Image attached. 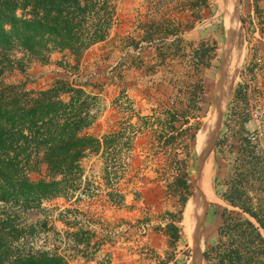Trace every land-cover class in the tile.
Instances as JSON below:
<instances>
[{"label": "rangeland", "instance_id": "374dc122", "mask_svg": "<svg viewBox=\"0 0 264 264\" xmlns=\"http://www.w3.org/2000/svg\"><path fill=\"white\" fill-rule=\"evenodd\" d=\"M232 1L235 36L221 84L223 113L205 164V192L210 190L212 196L205 199L202 254L217 240L222 208L237 210L218 192L225 190L226 179L234 173L240 124L247 140L264 155V0L258 2L260 21L252 0ZM229 7L223 0H206L196 18L191 10L197 9V0H119L117 24L105 40L84 52L75 71H68L59 53L46 63L30 60L23 65L16 62L20 54L11 55L13 64L1 73L6 83L37 90L60 77L75 78L87 91L98 93L102 103L97 120L86 131L97 137L118 134L109 156V176L104 173L103 155L89 154L82 160L75 191L43 201L39 211L22 214L23 224L37 225L28 237L35 249L63 255L69 264H193L188 215L184 224L188 200L179 223L182 239L172 241L164 226L177 212L172 181L192 147L197 156L189 172L192 189L197 178L201 129L210 116L230 39ZM183 11L192 17L170 27L174 34L165 35L161 28L168 24L160 19ZM150 32H155L151 41L146 39ZM202 40L211 49L199 98L193 94L198 76L192 61ZM169 110L176 115L174 128L163 120ZM44 169L33 172L32 178L43 175ZM261 186L256 183L261 188L257 201L264 208ZM78 230L82 241L76 244ZM203 260L206 264L204 256Z\"/></svg>", "mask_w": 264, "mask_h": 264}, {"label": "trees", "instance_id": "16d2710c", "mask_svg": "<svg viewBox=\"0 0 264 264\" xmlns=\"http://www.w3.org/2000/svg\"><path fill=\"white\" fill-rule=\"evenodd\" d=\"M118 1L0 0V264H69L63 255L30 244L28 237L37 225L23 224L22 214L39 211L43 201L75 191L82 160L89 154L103 155L104 173L109 176V156L118 136L111 132L97 137L86 131L97 120L102 103L98 93L87 91L77 79L60 77L36 90L6 83L1 73L13 64L12 54H20L16 62L23 65L30 60L46 63L59 53L68 71H75L84 52L105 40L117 24ZM252 2L260 21L259 0ZM205 3L197 0L196 18ZM167 24L165 35L174 34L169 28L175 25ZM154 33L146 39L151 41ZM210 49L202 40L194 51L192 68L198 81L193 94L198 93L199 98L202 73L210 65ZM175 119L174 113L166 111L165 123L174 128ZM236 134L234 173L218 194L237 210L222 208L217 240L203 252L206 264H264V208L257 201L261 188L256 187V183L264 185V155L244 136L243 124ZM196 160L192 147L172 181L178 207L164 229L174 242L182 239L179 223L192 191L189 172ZM42 166L44 174L32 178L33 172L41 173ZM78 234L79 230L74 233L76 244L82 241Z\"/></svg>", "mask_w": 264, "mask_h": 264}, {"label": "water", "instance_id": "95a60500", "mask_svg": "<svg viewBox=\"0 0 264 264\" xmlns=\"http://www.w3.org/2000/svg\"><path fill=\"white\" fill-rule=\"evenodd\" d=\"M229 8V15L232 21V26L228 31L230 37L224 56L222 58L221 66L218 70L217 81H216V93L214 98V103L210 111V116L206 123L202 126L201 133L204 135L200 151L198 153L199 162L197 168V178L195 180L194 188L188 197V202L191 203L190 216L193 220L195 238L194 244L192 246V263L193 264H204L203 254L201 251L202 236L205 227V220L207 215V205L205 201L204 193V176H205V164L207 160L208 153L214 144L215 138L220 128V120L222 117V106H223V95H222V80L224 78L225 71L227 69V64L230 59L231 50L234 46V19L236 17L235 6L232 0H226ZM187 202V203H188Z\"/></svg>", "mask_w": 264, "mask_h": 264}, {"label": "bare ground", "instance_id": "6f19581e", "mask_svg": "<svg viewBox=\"0 0 264 264\" xmlns=\"http://www.w3.org/2000/svg\"><path fill=\"white\" fill-rule=\"evenodd\" d=\"M223 2H224L225 6L227 8V6H228L227 5L228 4L227 1L226 0H223ZM234 59H235V57H234ZM235 62L231 63L232 64L231 66H233V64ZM223 91L225 92V87H223ZM201 140L202 139L200 138V143H201ZM206 183H207V173L204 176L203 186H204L205 199H206V197L208 199H210L211 196H212V194H211V191L210 190H208L207 192H205L206 191V188H207V184ZM190 203H191L190 201L187 203V214L185 215L184 224H186V226H187V215H188V227H189L190 234L192 233L193 243H194V238H195L196 233H195V230H194L193 220L191 219V216H190V212H191L190 211L191 210V204Z\"/></svg>", "mask_w": 264, "mask_h": 264}, {"label": "crops", "instance_id": "0c3cea01", "mask_svg": "<svg viewBox=\"0 0 264 264\" xmlns=\"http://www.w3.org/2000/svg\"><path fill=\"white\" fill-rule=\"evenodd\" d=\"M196 11H197V9L191 10L192 13H195ZM163 17L166 18V19H163V20L160 19L161 22H164L166 24H167V22H170V23L172 22L174 25H176V24H183L184 23V20L183 19H185V18H191L192 15L191 14H186V12L183 11V12H179L178 15H176V17H171V19H170V15L169 14H167L166 16H163ZM185 23H188V22H185ZM167 29L168 28H163V27L161 28L162 32H164V33H166L165 30H167ZM168 35H170V34H168Z\"/></svg>", "mask_w": 264, "mask_h": 264}]
</instances>
